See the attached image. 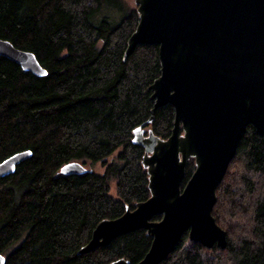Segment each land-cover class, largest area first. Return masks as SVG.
<instances>
[{
	"label": "trees",
	"instance_id": "obj_1",
	"mask_svg": "<svg viewBox=\"0 0 264 264\" xmlns=\"http://www.w3.org/2000/svg\"><path fill=\"white\" fill-rule=\"evenodd\" d=\"M136 21L128 0H0V39L45 70L36 76L0 56V161L30 151L0 178L4 264H134L148 249L150 237L136 229L76 254L98 221L148 196L143 150L130 139L149 116L147 86L159 64L156 45H136L122 60ZM172 119L170 105L155 109L152 134L166 138ZM70 161L102 170L59 174ZM192 169L189 159L183 182ZM215 196L224 247L184 233L158 264H264V144L250 125Z\"/></svg>",
	"mask_w": 264,
	"mask_h": 264
},
{
	"label": "water",
	"instance_id": "obj_2",
	"mask_svg": "<svg viewBox=\"0 0 264 264\" xmlns=\"http://www.w3.org/2000/svg\"><path fill=\"white\" fill-rule=\"evenodd\" d=\"M137 21L122 60L136 45H156L159 73L147 86L149 116L132 129L142 147L140 164L148 196L112 219H101L76 254L107 246L111 239L143 229L150 244L134 264H158L186 233L204 248L222 249L225 233L211 215L215 189L236 142L250 125L264 144V0H131ZM0 56L36 76L45 75L33 54L0 39ZM173 109L169 135L149 124L155 109ZM30 156L14 152L0 161V178ZM193 169L184 181L187 160ZM76 161L59 174L82 173ZM157 216V219H153ZM0 254V264H4ZM107 264H128L117 258Z\"/></svg>",
	"mask_w": 264,
	"mask_h": 264
},
{
	"label": "rangeland",
	"instance_id": "obj_3",
	"mask_svg": "<svg viewBox=\"0 0 264 264\" xmlns=\"http://www.w3.org/2000/svg\"><path fill=\"white\" fill-rule=\"evenodd\" d=\"M131 4H132V2H131V0H128ZM133 5V4H132ZM83 165V167L85 168V169H90V170H93L94 172H96V173H100L101 172V167L100 166H98V165H94V166H89L88 164H82Z\"/></svg>",
	"mask_w": 264,
	"mask_h": 264
},
{
	"label": "flooded vegetation",
	"instance_id": "obj_4",
	"mask_svg": "<svg viewBox=\"0 0 264 264\" xmlns=\"http://www.w3.org/2000/svg\"><path fill=\"white\" fill-rule=\"evenodd\" d=\"M183 183H184V182L182 181V184H181V185H183Z\"/></svg>",
	"mask_w": 264,
	"mask_h": 264
}]
</instances>
